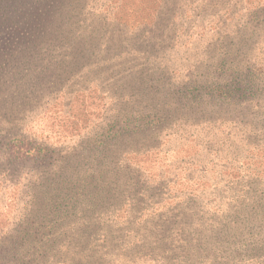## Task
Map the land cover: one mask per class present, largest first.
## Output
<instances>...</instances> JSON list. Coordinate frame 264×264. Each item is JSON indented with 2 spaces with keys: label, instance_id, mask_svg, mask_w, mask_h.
Returning a JSON list of instances; mask_svg holds the SVG:
<instances>
[{
  "label": "rangeland",
  "instance_id": "374dc122",
  "mask_svg": "<svg viewBox=\"0 0 264 264\" xmlns=\"http://www.w3.org/2000/svg\"><path fill=\"white\" fill-rule=\"evenodd\" d=\"M0 1V7L8 3L16 12L21 9L15 21L0 27V35H9L6 28L15 35L0 54V230L14 221V204L20 206L24 198L10 184L28 178L36 167L69 154L82 161L86 153L108 144L109 150L121 148L130 155L122 160V153L114 151L107 166L127 164L140 170L154 183L155 201L189 195L200 207L203 200L232 193L236 188L233 176L238 172L241 185L250 183L249 172L254 168L264 176L262 164L237 170L233 160L221 162L228 150L220 153L218 149L227 146H219L211 134L199 132V128L198 134L169 136L174 127L150 125L147 118V123L138 121L136 140L117 118V111L131 110V103L150 100L146 82L151 85L157 79L158 84L184 90L187 82L202 79L199 74L205 65L219 64L222 59L228 62L216 55L215 27L223 26L219 23L230 21L227 15L241 13L237 10L245 6L254 11L243 21L259 27L264 21V0ZM238 3L243 5L237 7ZM247 57L230 59L243 62ZM19 69L27 77L33 76L30 83H23L34 85L32 92L25 86L27 90L18 91L21 85L9 79ZM147 72H155L154 81H141ZM228 72L223 67L211 78L216 81L220 73ZM164 115L158 114L157 119L163 121ZM174 116L201 118L203 114L181 110ZM151 134L158 138L155 143ZM186 138L190 141L185 143ZM25 144L31 152L36 145L44 149L47 156L39 166L11 159L14 146L25 149ZM25 184L22 182L21 189Z\"/></svg>",
  "mask_w": 264,
  "mask_h": 264
},
{
  "label": "trees",
  "instance_id": "16d2710c",
  "mask_svg": "<svg viewBox=\"0 0 264 264\" xmlns=\"http://www.w3.org/2000/svg\"><path fill=\"white\" fill-rule=\"evenodd\" d=\"M240 5L243 3L237 7ZM15 10L8 3L0 7V27L15 21L21 9ZM237 11L241 13L227 15L230 21L220 22L223 26L217 25L213 34L216 55L228 62L222 59L219 64L205 65L199 74L202 79L187 82L184 90L158 84L155 72L142 77V82L154 81L151 85L145 81L150 100L131 103V110L123 114L117 111L122 128L132 133L131 139L137 140L138 121L147 123L149 119L150 125L174 127L169 136L198 134L199 128V132L211 134L219 146H227L218 149L220 153L228 150L221 162L233 160L237 170L264 165V21L259 27H250L243 19L254 9L245 6ZM5 30L9 35H0V54L15 39L14 31ZM231 56L248 57L240 62ZM259 56L260 60H254ZM223 67L230 72L220 73L214 81L211 76L215 78ZM9 79L21 85L18 91H25L22 86L29 84L23 83H30L33 76L27 77L19 69ZM28 88L35 90L32 84ZM181 110L203 116H174ZM160 113L166 114L163 121L157 119ZM155 135L149 136L154 143ZM188 141L190 138L184 139ZM108 145L86 153L82 161L69 154L36 167L28 178L10 184L24 198L20 206L14 204V221L0 230V264H264L261 170H250L252 179L246 185L240 184L238 172L233 176L236 188L232 193L203 200L200 207L189 195L155 201L154 183L140 170L127 164L107 166L114 151L122 153V160L130 155L121 148L109 150ZM25 146H14L11 159L39 166L47 156L44 149L36 145L31 152ZM22 182L26 188L21 189Z\"/></svg>",
  "mask_w": 264,
  "mask_h": 264
}]
</instances>
